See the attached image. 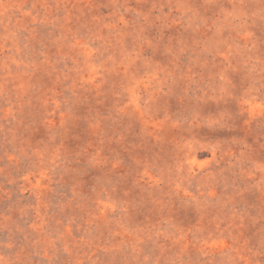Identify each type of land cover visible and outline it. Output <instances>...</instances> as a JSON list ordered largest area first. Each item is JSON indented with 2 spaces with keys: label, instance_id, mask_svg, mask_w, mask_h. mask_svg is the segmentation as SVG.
Listing matches in <instances>:
<instances>
[{
  "label": "rangeland",
  "instance_id": "374dc122",
  "mask_svg": "<svg viewBox=\"0 0 264 264\" xmlns=\"http://www.w3.org/2000/svg\"><path fill=\"white\" fill-rule=\"evenodd\" d=\"M0 264H264V0H0Z\"/></svg>",
  "mask_w": 264,
  "mask_h": 264
}]
</instances>
